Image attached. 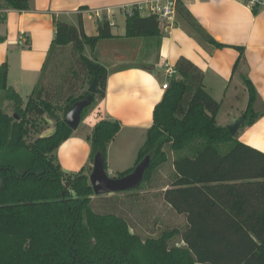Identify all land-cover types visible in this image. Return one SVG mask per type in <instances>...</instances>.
I'll return each instance as SVG.
<instances>
[{"label":"trees","instance_id":"trees-1","mask_svg":"<svg viewBox=\"0 0 264 264\" xmlns=\"http://www.w3.org/2000/svg\"><path fill=\"white\" fill-rule=\"evenodd\" d=\"M30 8L31 0H0V10ZM177 13L201 40L226 46L193 17L184 0H177ZM111 27L104 16L98 20V34L91 36L81 21L77 26L56 17L42 77L27 103L8 85V65L0 66V264H264V152L218 123L220 102L206 90L201 67L186 57L178 59L175 78L155 106L135 166L117 175L132 172L151 155L142 183L149 182L169 160L168 149L176 153L173 179L163 198L186 216L184 230H164L143 239L131 231L125 216L94 209L89 173L62 170L56 149L73 133L64 120L66 113L89 90L71 92L64 101L61 95L66 86L72 90L82 74V83L89 86L98 78L99 93L82 120L105 96L108 69L86 55L85 47L95 49L99 40L112 37ZM160 35L157 15L143 16L137 9L127 15L126 36ZM69 46L74 64L53 93L43 85L45 73ZM247 85L250 99L241 116L243 126L262 114L256 111L254 85L249 80ZM6 101L12 103V115L3 107ZM45 115L55 120L54 133L33 138L46 128ZM120 129L119 121L102 119L89 137L92 161L101 152L106 170L108 145ZM176 235L183 245L171 243Z\"/></svg>","mask_w":264,"mask_h":264},{"label":"crops","instance_id":"crops-1","mask_svg":"<svg viewBox=\"0 0 264 264\" xmlns=\"http://www.w3.org/2000/svg\"><path fill=\"white\" fill-rule=\"evenodd\" d=\"M148 1L152 0H31L29 10H0V66L8 65V85L25 103L42 77L56 17L77 26L81 21L91 36L98 34L96 11L111 21L113 36L99 40L95 49L85 47L86 55L108 69L106 91L82 120V127L56 149L66 173L93 170L89 137L102 119L121 124L108 145V174L117 177L135 166L153 125L155 106L165 93L163 84L169 81L166 65L175 67L181 57L203 70L206 90L220 102V125L227 127L242 118L250 99L247 81L254 85L259 96L256 111L262 114L253 124H242L237 135L264 152V5L258 4L254 13L246 0H184L206 31L226 45L217 47L191 34L177 12L173 20L160 21V36H126L125 10L142 4L141 14L149 15ZM8 104L12 103L6 101L4 106ZM48 122L37 136L54 133L55 126Z\"/></svg>","mask_w":264,"mask_h":264},{"label":"rangeland","instance_id":"rangeland-1","mask_svg":"<svg viewBox=\"0 0 264 264\" xmlns=\"http://www.w3.org/2000/svg\"><path fill=\"white\" fill-rule=\"evenodd\" d=\"M250 2L251 0H246ZM264 2V0H261ZM261 5V4H260ZM264 5V4H262ZM128 15V14H126ZM188 28L191 34L199 37L197 32L183 23ZM75 54L71 46L66 48L63 52L58 53L54 62L49 66V69L45 73L43 85L53 91L57 90L62 82L63 75L67 73V70L74 64ZM74 59V61H73ZM82 77L76 81L73 89L67 91V86L61 97L64 101L66 96L71 92L76 95L82 93L85 89L89 88V84L82 83ZM63 101L59 104L64 105ZM6 111L13 114L12 104L4 106ZM58 114L63 115L59 110ZM45 119L48 122L50 120V126H55V120L45 115ZM49 124V122H48ZM82 127V125H80ZM33 138L37 137L36 134L32 135ZM225 150V148H222ZM169 160L155 173L152 180L149 182H143L139 189L131 192H117L107 193L103 195H94L93 207L98 212H116L125 216L131 225V231L139 234L143 239L148 237H158L164 230H172L178 228L184 230L187 225L186 216L178 214L175 210L164 200L163 191L169 187L173 179L174 166L173 161L177 156L176 153L168 149ZM87 169V173L91 171ZM172 244L183 245L180 235H176L172 241Z\"/></svg>","mask_w":264,"mask_h":264},{"label":"water","instance_id":"water-1","mask_svg":"<svg viewBox=\"0 0 264 264\" xmlns=\"http://www.w3.org/2000/svg\"><path fill=\"white\" fill-rule=\"evenodd\" d=\"M89 95L77 101L66 113L65 122L73 129H78L82 122V114L86 107H88L94 98V95L99 93L98 78L95 77L90 87L88 88ZM244 123L242 118L236 120L233 124L228 125L230 133L234 136L237 134L240 126ZM151 155H147L142 161H140L135 169L122 176L114 177L110 176L105 169L104 159L101 152H98L94 157V167L89 175L91 185L96 195H103L107 193H117L132 190L138 187L146 174L148 167L150 166Z\"/></svg>","mask_w":264,"mask_h":264},{"label":"built area","instance_id":"built-area-1","mask_svg":"<svg viewBox=\"0 0 264 264\" xmlns=\"http://www.w3.org/2000/svg\"><path fill=\"white\" fill-rule=\"evenodd\" d=\"M150 4L148 7V10L150 14H155L158 16L159 20L162 21L164 19L167 20H173L175 18L176 12H177V0H152L148 1ZM251 6H255L257 4H264L261 0H251L248 2ZM144 8L142 4H136L129 9H126L125 12L128 15L133 14L134 10L141 11ZM97 17L100 19L103 18L102 14L99 11H96ZM166 75L169 79V81L165 82L163 84V88L166 90L169 87L170 81L175 78L176 75V69L174 66L167 64L166 65Z\"/></svg>","mask_w":264,"mask_h":264}]
</instances>
